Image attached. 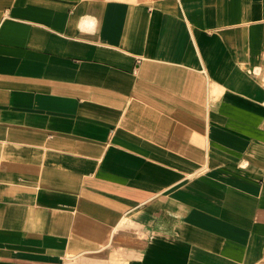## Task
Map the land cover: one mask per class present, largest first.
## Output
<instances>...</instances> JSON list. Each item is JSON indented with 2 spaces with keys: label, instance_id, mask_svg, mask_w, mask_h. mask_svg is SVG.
<instances>
[{
  "label": "crops",
  "instance_id": "0c3cea01",
  "mask_svg": "<svg viewBox=\"0 0 264 264\" xmlns=\"http://www.w3.org/2000/svg\"><path fill=\"white\" fill-rule=\"evenodd\" d=\"M13 2L0 264H264V0Z\"/></svg>",
  "mask_w": 264,
  "mask_h": 264
},
{
  "label": "rangeland",
  "instance_id": "374dc122",
  "mask_svg": "<svg viewBox=\"0 0 264 264\" xmlns=\"http://www.w3.org/2000/svg\"><path fill=\"white\" fill-rule=\"evenodd\" d=\"M10 6L14 7V6H17V4L15 2H13V0H0V28L2 27L3 23L5 21H7V18L6 17L4 18L2 16L3 11H5V10L8 11ZM17 21L19 22V20H17ZM18 22H16V24H17V25H15L16 27L19 26Z\"/></svg>",
  "mask_w": 264,
  "mask_h": 264
}]
</instances>
